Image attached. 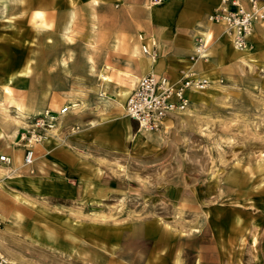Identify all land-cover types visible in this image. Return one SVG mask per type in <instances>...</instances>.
Returning <instances> with one entry per match:
<instances>
[{"label":"rangeland","instance_id":"obj_1","mask_svg":"<svg viewBox=\"0 0 264 264\" xmlns=\"http://www.w3.org/2000/svg\"><path fill=\"white\" fill-rule=\"evenodd\" d=\"M23 2L0 0V151L12 159L0 164V182L35 214L32 221L6 220L0 256L8 264H264V32L237 55L207 20L200 29L208 35L196 34L206 56L193 48L184 68L214 81L193 93L185 112L148 132L131 119L127 128L124 87L107 96V80L97 89L77 84L88 52L98 65L97 18L76 16L64 36L65 24L51 22L47 7L34 12ZM157 45L151 38L142 46ZM23 56L26 68L17 64ZM71 89L80 99L67 97ZM43 102L78 107L38 144L51 141L50 152L36 144L33 162L23 165L26 142L19 136L38 115L32 103ZM73 163L83 167L67 166ZM75 170L84 180L72 182L70 197L38 194L24 202L17 192L54 175L73 179ZM28 223L35 224L23 235L18 225ZM49 224L52 230H44Z\"/></svg>","mask_w":264,"mask_h":264},{"label":"crops","instance_id":"obj_2","mask_svg":"<svg viewBox=\"0 0 264 264\" xmlns=\"http://www.w3.org/2000/svg\"><path fill=\"white\" fill-rule=\"evenodd\" d=\"M1 1L4 3V0ZM23 1L25 6V0ZM28 1L27 6H31L34 12L37 8L47 7V14L51 22L54 21L61 25L65 24L63 29L64 36H68L73 19L76 18V16L81 18L80 20L87 22H91L93 17L97 18V25H92V30H97V34L93 38L102 40V49L96 60L98 65L96 67L93 66L95 61L93 56H95V53L93 55V53L88 52V57H91L92 63H88L87 57L85 66L83 65L84 67L80 68V80L76 81L80 86L94 84L97 89L107 80L109 82L107 96L111 95L110 90L118 87H124L128 96L139 78L150 72L157 75H165L170 80L176 81L181 70L185 69L184 67L188 62L187 57L192 53L193 48L195 52L199 54L200 58L205 57L206 55L203 51L193 45V41L194 38H200L196 36L198 33L200 35H208L206 32L201 31L200 27L207 25V16L219 3V0H163L161 4H153L152 0H92V2L91 0ZM72 12L74 15L73 19H71ZM214 27L216 32H220L219 38L223 41L224 47L231 53L232 45L221 30L222 26L215 25ZM261 32H264V27L256 25L253 31V34L256 33V39H258V35H260ZM151 38H155L158 44L155 47V52H157L158 57L154 59L144 54L142 51V45H149ZM235 52L239 55L236 50ZM21 54V52H18V56ZM61 59L62 58L59 59V63ZM65 60L66 65L63 66L60 63L64 68L67 67V59ZM109 60L115 63L113 67L107 65V61L109 62ZM27 62L28 61L23 56L17 61V64L22 65L25 63L24 68H26ZM65 73L67 75V72ZM66 75L65 81L67 82L64 84L66 86H71L72 80ZM103 75L107 78L106 80L103 78ZM202 77L206 76L203 75ZM206 78L214 81L212 78ZM10 80L11 79H9L8 82ZM8 82L6 85L9 84ZM74 92L75 91L71 89L67 93V97L72 98L71 101H75V98L78 97L73 95ZM193 97L194 94L191 93V101ZM78 99L80 98L78 97ZM32 104L33 110H35V113L38 115L45 108H49L53 111H59L63 108H54L52 105L45 106L44 102ZM69 107L74 109L78 107V105L74 104ZM70 113L71 110H69L64 117L68 116ZM167 120H169V118ZM131 124V120L127 118V128H130ZM60 128L61 126L58 130L56 129L55 132L59 131ZM51 147V141L50 144L39 146V148L48 152H50ZM13 151L14 153H18V151ZM20 158L21 159L18 160L22 161L23 154ZM67 166L78 168L83 167V164L73 163ZM75 171V177L66 180L67 182H59L56 175H54L43 181H29L23 187L19 186L17 192L26 196L24 200L21 198L24 202H27L28 199L32 200L33 196L38 194H44L48 198L57 195L70 197L73 193V186H71V184H73L72 182H82L84 180L82 172H79V170ZM7 176H11L10 173L7 174ZM0 186V189H2L0 194V212L4 219L2 230H7L5 226L6 220L12 221L14 219L13 217L16 215L18 219H22L23 221H25L26 218L31 220V216L35 214L32 208L23 203L14 201L9 195L10 192L6 194L8 190L6 189L7 191H4L5 187L1 182ZM32 220L34 219L32 218ZM34 224L28 223V228H21V226L18 225L17 229L22 231L23 235L28 234L26 232H31V227L34 226ZM49 226L50 224L47 226L48 228H42V230L47 229L51 231V226ZM51 241L52 240L49 242ZM54 243L55 245L57 244L55 240ZM29 246L36 245L29 244ZM51 246V244H48L40 247L49 248ZM1 250L4 251L3 249ZM21 258L18 259L20 260ZM19 260L16 261L20 262Z\"/></svg>","mask_w":264,"mask_h":264},{"label":"built area","instance_id":"obj_3","mask_svg":"<svg viewBox=\"0 0 264 264\" xmlns=\"http://www.w3.org/2000/svg\"><path fill=\"white\" fill-rule=\"evenodd\" d=\"M163 0H152L153 4H161ZM208 21L223 28L224 34L230 39L233 48L243 50L250 46V38L256 25L264 27V0H219L218 5L208 15ZM196 47L204 52L201 38ZM144 54L156 58L155 48L149 50L143 46ZM197 56L199 54L196 53ZM210 81L194 72L191 68L181 70L176 81L165 75L153 72L143 75L131 90L124 104L125 115L137 123L144 131L159 130L166 119L185 112L190 104L192 91H202ZM65 106L59 111L44 109L37 115L29 129L21 132L19 138L26 142L23 165L34 160L33 146L45 140L59 125V119L69 112ZM12 159L0 153V164L9 166ZM4 219L0 212V228ZM9 262L0 256V264Z\"/></svg>","mask_w":264,"mask_h":264},{"label":"bare ground","instance_id":"obj_4","mask_svg":"<svg viewBox=\"0 0 264 264\" xmlns=\"http://www.w3.org/2000/svg\"><path fill=\"white\" fill-rule=\"evenodd\" d=\"M73 17H74V15H73V12L71 13V19H73ZM228 38V37H227ZM229 39V38H228ZM229 42H230V39H229ZM231 43V42H230ZM232 45V44H231ZM251 45V44H250ZM233 47V46H232ZM143 48V47H142ZM234 50H236V51H247V50H249V47L248 48H246V49H243V50H237V49H235L234 48ZM93 53V52H92ZM71 54V53H70ZM88 63H92V59H91V57L89 56L88 57ZM60 63L64 66V65H66V60L65 59H61L60 60ZM94 66V65H93ZM92 68V67H91ZM92 71V70H91ZM96 73V72H95ZM103 78L106 80L107 78L103 75ZM196 92H201L200 90H195V91H192L191 93H196ZM9 97H8V99L16 106V108L19 110V114H21V115H23V114H25V110H24V108L22 107V105H21V103L19 102V100H18V98H16V96H13V95H11V93H9ZM128 117V116H127ZM167 120V119H166ZM166 120H165V122H166ZM165 122H164V124H165ZM140 130H143V129H140ZM144 131V130H143ZM21 132V131H20ZM20 132H19V134H20ZM158 132V131H157ZM47 138V137H46ZM45 138V139H46ZM38 145V144H37Z\"/></svg>","mask_w":264,"mask_h":264}]
</instances>
